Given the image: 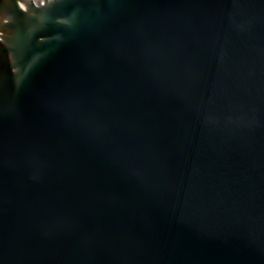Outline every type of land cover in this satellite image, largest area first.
<instances>
[{
    "label": "water",
    "instance_id": "obj_1",
    "mask_svg": "<svg viewBox=\"0 0 264 264\" xmlns=\"http://www.w3.org/2000/svg\"><path fill=\"white\" fill-rule=\"evenodd\" d=\"M0 264H264V0H0Z\"/></svg>",
    "mask_w": 264,
    "mask_h": 264
}]
</instances>
